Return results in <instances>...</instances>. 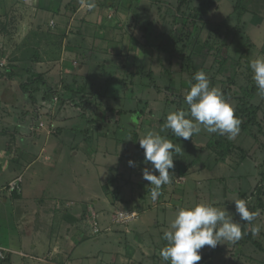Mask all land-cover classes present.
<instances>
[{
	"label": "rangeland",
	"instance_id": "374dc122",
	"mask_svg": "<svg viewBox=\"0 0 264 264\" xmlns=\"http://www.w3.org/2000/svg\"><path fill=\"white\" fill-rule=\"evenodd\" d=\"M116 1L118 3V0H101L105 4L101 6L102 11L96 13L99 21L106 26L107 34L100 40L101 43L105 42L103 51L106 49L107 53L103 57L96 56L93 62L88 60L87 52L90 50L86 52V49L95 47L93 51L102 52V47H97L101 43L90 41V45L82 51L79 43L72 38L97 40L94 38L100 34L97 26L79 29L83 35L76 33V29L66 30L63 33L65 37H74L63 41L56 40L57 28L52 26L50 30L42 31L48 32L39 40L34 37L35 44L29 42L28 48L24 40H12L9 36L16 35V32L0 24V72L4 74L0 77V110H3L2 117L9 119L4 124L10 128L0 131V138L2 133L6 134L4 139H0V147L7 148L10 142L8 146L12 149L11 153L17 155V149L13 148L11 141L16 134H22L25 128L22 125L35 128L44 124L50 132L58 131L62 129L61 122H64L61 119L66 116L74 123H63L65 128L82 122L88 130L94 128L90 135L93 138L90 142L92 145H85V149L95 150L104 141L116 148L114 138L130 133L128 128H119V110L128 113L140 111L141 135L137 139L129 135L130 139L126 142L130 157L121 151L123 146H118V151L129 157L137 165L136 168L152 170L151 163L141 162L143 149L139 144V139L151 130L181 147V152L173 156V163L176 157L179 159L180 172L170 173L171 182L162 186L156 201L134 204L140 219L120 230L127 237L123 236L118 241L122 245L119 264H129L130 258H134L139 250L143 252L138 254V258L145 264H169L159 256L160 249L166 244L163 232L169 229L179 208L197 203L211 204L226 210L235 222L241 223L244 232L235 243L222 241L215 248L205 246L200 249L201 260L197 264H264V252L248 238V232H252L254 227L258 228L259 231L255 234L252 232L251 236L264 249V193L261 199L257 195L261 184L264 191V98L257 94L249 67L250 60L264 57V0H119V4H115ZM38 31L34 30L36 33ZM69 31L72 33L68 34ZM3 33L8 36L2 38ZM22 34L23 31L17 33L20 39ZM44 39L51 40L52 46L56 48L57 43H61V49L64 48L68 53L62 55V60L43 63L53 74L47 76L42 73L46 82L60 90V93L63 86L73 82L84 86L89 97L84 114L74 104L60 103L58 91L46 96L40 84L29 86L26 93L22 90L27 82L26 69L35 65L37 49ZM82 54L86 57H82ZM43 65L42 70L45 68ZM142 67L146 72H153L154 82L148 77L133 79L132 72ZM8 68L13 76L6 72ZM201 69L208 75L210 86L232 90L236 98L225 100L234 109L239 105L238 97H244L260 106L259 125L251 127L249 132L240 127L239 134L231 140L224 135L209 134L203 129L188 140L176 137L171 130L161 131L169 112L187 108L184 103L185 93L190 90V82H195L194 74ZM112 76L115 78L111 80ZM116 78L124 79L126 83H120ZM253 88L256 91L252 92ZM121 122V126L126 122L132 123L125 120ZM64 135L67 137L68 149L76 145L73 144L71 132L65 130ZM65 155L69 158L67 150ZM5 160L9 159L6 157ZM72 161L75 159L72 158ZM188 167L192 169L187 176ZM43 172L44 169H41V174ZM2 176L0 173V186L6 183ZM21 184L24 196L33 197L35 206L38 201H50L46 193L49 186L54 187L52 181L51 184L45 183L33 172L27 174ZM149 184L138 192L150 195L152 186ZM43 190H46L44 196L38 199ZM0 193V233L8 235L13 227L7 222L14 217L13 211L17 210L18 204L12 201L9 192ZM59 194L62 211L61 204L67 207L68 200H75L74 191L65 187ZM236 199L246 200L250 211H258L259 214L250 224L241 221L236 214ZM260 201L263 202L262 207L259 206ZM132 206L118 204L113 213ZM85 207L82 206V209ZM56 216L59 222L62 221L60 211L56 212ZM103 218L98 219L100 227L105 220ZM37 225L45 230V222ZM85 247L83 244L76 254L83 255ZM219 250L223 252L219 253ZM112 260L110 264H113ZM3 261L6 259H0V262Z\"/></svg>",
	"mask_w": 264,
	"mask_h": 264
},
{
	"label": "crops",
	"instance_id": "0c3cea01",
	"mask_svg": "<svg viewBox=\"0 0 264 264\" xmlns=\"http://www.w3.org/2000/svg\"><path fill=\"white\" fill-rule=\"evenodd\" d=\"M102 4L105 2H101V0H0V24L16 32V35L13 34L9 37L12 40H24L28 48L30 47L29 42H32V45L35 44L34 37L39 40V37L47 35L48 32L42 33V31L50 30L52 26L57 28L56 40L61 39L62 41L74 37H65L63 33L66 30L75 31L76 29L78 30L75 31L76 33L82 34L79 29L83 30L87 27L90 29L97 26L98 31H100V34L94 37L97 40H75V37L72 38L79 43L83 51L93 41L101 43L100 39L107 34L104 22L101 23L96 15L97 12L102 11ZM117 4H119V0ZM36 29L40 31L34 32ZM22 31L23 34L20 35L22 39H20L17 33ZM71 33V31L68 32V34ZM6 36L8 34L3 33L2 38ZM15 36L16 38H14ZM51 43V40L40 41L38 47L40 50L37 49L38 57L33 66L36 72L44 73L47 76L53 74L43 63L46 61L57 62L63 57L62 55L68 54L64 48L61 49V43H57L58 48L53 47ZM104 43L97 45V47H102V52L93 51L95 47L92 48V46H90L92 49H86V52L90 50L87 52L90 62H93L96 56H105L107 52L106 49L103 51ZM94 44L96 45V43ZM74 49L79 51L76 47ZM81 56L86 57L83 54ZM41 65L45 67L44 70L41 69ZM2 112L3 110H0V131L10 129L9 126H6L7 124H4L9 119L2 117ZM61 120H64L61 122L62 124L71 125L74 123L66 116ZM32 124L30 123V125ZM62 124H60L61 130L53 132H50L44 124L35 128L29 127L27 124L22 125V127L25 126L22 134H16L15 138L17 139L14 138L11 141L14 145L13 148L17 149V155L11 153L12 149H9L8 146L10 142L7 148L0 147V173L3 174L2 177L6 181L0 186V191L9 192L12 201L14 203L17 201L18 204L16 205L17 210L13 211L14 217L9 218L7 222L11 224L13 230H10L8 235L0 233V245L8 251L9 255L8 260L0 262V264H110L112 259L113 264H119V258L122 257V248H120L122 245L118 241L123 236L127 237L120 230L131 224L121 225L114 222L115 207L118 204L135 206L134 204L152 201L151 194L144 195V193L138 192L150 183L143 178L144 171L140 169L141 167L136 168L135 163L132 166L129 165L130 155L127 153L126 142L129 141L130 137L137 139L138 135H141L142 129L139 125L134 132L114 138L116 148L104 141L100 143L97 149L90 148L87 150L84 146L92 145L90 142L93 138H90V135L94 132V128L91 127L88 130L83 122L79 125L66 126V128L65 124ZM65 130L71 132L73 144H76L70 149L66 147ZM1 135L2 138L0 139L6 137L5 133ZM105 136L107 135L105 134ZM118 146H123V150L120 148L121 151L129 157L122 155L118 151ZM66 150L69 153V158L65 155ZM73 151L74 153L71 154ZM142 152L141 162H145L144 151L142 150ZM16 156L20 158L17 159ZM6 157L7 160L9 159L8 161L5 160ZM72 158L75 161H72ZM81 159L84 161H77ZM177 160L179 159L176 157V162H174L176 166L174 165L173 168L169 169V173L180 172V162ZM20 169L22 170L20 171ZM41 169H44L43 174H41ZM191 169L188 167L187 176ZM150 171L158 175V172L153 168ZM33 172L40 176V180L43 182L51 184L52 181L54 184V187L52 185L48 187L49 191L46 193V196L51 198L50 201H38L46 192L43 190L37 199V206L33 203L35 201L33 197L24 196L23 185L21 184L25 181L26 175ZM65 187L74 191L73 198L75 200H68L67 207L61 204L62 212L60 210L61 194L59 193ZM82 206H86L84 210ZM130 209L129 207L123 208V210ZM58 211L61 212L62 216L60 222L56 216ZM16 212L19 214L17 215ZM99 217L105 219L102 227L98 221ZM42 222H45V230L42 229L41 225H37ZM47 223L48 226H46ZM83 244L86 246L83 255H77V250ZM90 244L93 245L88 251ZM137 252L136 256L133 255L134 258H130L129 264H145L143 260L138 258V254L143 251ZM222 252L219 250V253Z\"/></svg>",
	"mask_w": 264,
	"mask_h": 264
},
{
	"label": "clouds",
	"instance_id": "9594fccd",
	"mask_svg": "<svg viewBox=\"0 0 264 264\" xmlns=\"http://www.w3.org/2000/svg\"><path fill=\"white\" fill-rule=\"evenodd\" d=\"M249 67L257 94L264 98V57L250 60ZM193 79L195 82H190V90L184 96L187 108L169 112L161 131L171 130L176 137L188 140L203 129L209 134L234 139L239 134L241 124L234 107L225 100L219 88L210 86L204 70L197 71ZM139 144L144 150L145 161L150 162L158 172V175L148 169L143 172V178L152 186L151 199L156 201L162 186L171 182L169 169L174 167L173 156L181 152V147L151 130L139 139ZM133 164L129 160V165ZM234 201L236 214L244 223L250 224L259 214L258 211L249 210L246 200ZM258 231L256 227L252 229L253 234ZM243 235L241 223L235 222L226 210L197 203L178 209L169 229L163 232L166 244L160 249L159 256L169 264H197L201 260L200 249L203 247L215 248L222 241L235 243Z\"/></svg>",
	"mask_w": 264,
	"mask_h": 264
},
{
	"label": "trees",
	"instance_id": "16d2710c",
	"mask_svg": "<svg viewBox=\"0 0 264 264\" xmlns=\"http://www.w3.org/2000/svg\"><path fill=\"white\" fill-rule=\"evenodd\" d=\"M185 2L186 0H182V2ZM244 12V10H243ZM239 15H242L239 14ZM241 18V17H240ZM7 73H10V75L13 76V73L10 71V69L8 68L6 70ZM27 72V82L22 86V90L26 93L29 91L28 87L32 86L33 84H40L42 86V90L43 92L46 93V96L51 95V93H55L58 91V100L60 103H71L74 104L76 107H79V109H81V112L84 114V111L86 109V103L89 100V97L87 94V90L84 88V86H81L79 84H77L76 82H73L70 85H65L61 88V93L60 90H57L56 88L51 87L45 80V77L43 76V74L38 73L34 70L33 66H30L26 69ZM4 75L3 73L0 72V77ZM17 76V75H16ZM131 76L133 77V79L135 77H138L139 79H143V78H150L152 79L151 81L154 82V74L151 71H144L143 67L142 68H138L135 72H132ZM115 77L112 76V78H110L111 80L114 79ZM117 79V78H116ZM118 82H124V84L126 83V81L124 79H117ZM223 93L224 98L226 99H230V98H236V96H234V94L232 93V90L230 89H224L221 90ZM256 91L255 88L252 89V92ZM250 91H248L247 93L249 94ZM64 95H67V97L65 98ZM33 98V95H30ZM45 96V98H46ZM251 98V96H250ZM35 98H33L34 100ZM237 100L239 101V105L235 108V115L241 120V124L240 127L246 131L249 132L251 127H254L256 125H259V121H258V115H259V111L261 110L260 106L249 102L246 98L244 97H238ZM119 113H121V120H125V121H129L132 122L131 124H128V122H126V124L124 123L123 126L121 120L118 121V124H120L119 128H128L129 132L132 133V131L134 132L135 129H137L138 125H139V117L141 116V112L140 111H133V112H124L123 110H119ZM128 124V125H127ZM89 126V125H88ZM87 128V126L85 127ZM218 144V142H217ZM144 151V150H143ZM264 178V177H263ZM264 191H263V184H261L260 186H258V190H257V195L259 197V199H261V196L263 195ZM242 195H246L245 193H243ZM263 202L260 201L259 206L262 207ZM133 207V206H132ZM136 206H134L133 208H131L130 210H138L137 208H135ZM254 212H256V209L252 210ZM251 230L248 232V238L258 247L260 248L263 252L264 249L262 248L261 244L259 242H257L256 240H253L252 236H251ZM8 260V259H6Z\"/></svg>",
	"mask_w": 264,
	"mask_h": 264
},
{
	"label": "built area",
	"instance_id": "2783aa9c",
	"mask_svg": "<svg viewBox=\"0 0 264 264\" xmlns=\"http://www.w3.org/2000/svg\"><path fill=\"white\" fill-rule=\"evenodd\" d=\"M139 219V212L136 210H122L115 214L114 222L121 225H129ZM8 251L0 245V259H8Z\"/></svg>",
	"mask_w": 264,
	"mask_h": 264
}]
</instances>
